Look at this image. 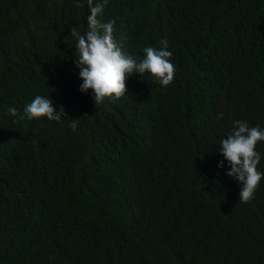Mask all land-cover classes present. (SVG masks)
<instances>
[{"label":"trees","instance_id":"16d2710c","mask_svg":"<svg viewBox=\"0 0 264 264\" xmlns=\"http://www.w3.org/2000/svg\"><path fill=\"white\" fill-rule=\"evenodd\" d=\"M79 3L0 0V264H264V176L241 203L217 166L235 120L264 129V0H108L122 50L167 40L176 71L99 105L79 90ZM37 95L67 115L29 120Z\"/></svg>","mask_w":264,"mask_h":264},{"label":"clouds","instance_id":"9594fccd","mask_svg":"<svg viewBox=\"0 0 264 264\" xmlns=\"http://www.w3.org/2000/svg\"><path fill=\"white\" fill-rule=\"evenodd\" d=\"M75 7H81L79 0H73ZM108 0H87L90 15L87 17V31L84 34L75 28L71 29L77 43L75 45V66L79 69V78L83 81L79 90L91 95L95 105L101 104L106 97L119 99L127 92L126 76L134 73L141 75L150 73L159 84L167 87L173 82L175 67L170 62L172 52L168 51L167 40H162V47L143 49L142 59L127 54L122 50V44L114 39L115 21L103 22L99 19L103 15ZM51 98L37 95L29 104L25 105L24 113L29 120L46 117L48 120L60 121L62 115H67L61 106L57 111L53 107ZM7 112L15 116L17 109L9 107ZM223 113H218L217 119H222ZM78 121L71 119L70 127L77 128ZM264 142V129L259 125L250 127L246 121L235 120L232 130L219 139L218 151L224 160L217 163L219 169L228 170L226 175L237 180L241 185L239 201L248 203L254 198L264 172L257 170L261 154L256 151L257 142Z\"/></svg>","mask_w":264,"mask_h":264}]
</instances>
